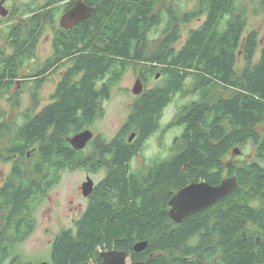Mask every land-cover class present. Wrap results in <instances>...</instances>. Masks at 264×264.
<instances>
[{
	"label": "trees",
	"instance_id": "16d2710c",
	"mask_svg": "<svg viewBox=\"0 0 264 264\" xmlns=\"http://www.w3.org/2000/svg\"><path fill=\"white\" fill-rule=\"evenodd\" d=\"M75 1L30 2L16 10L22 22L7 26L5 34L12 52L0 48V99L20 78V69L35 59L45 26L54 25ZM160 1L82 0L94 13L69 31L54 28L53 54L32 75L31 107L9 132L8 149L24 158L35 146L28 162L44 167L36 171L38 177L48 173L47 167L55 176L79 166L81 152L67 138L87 130L102 114V103L133 64H144L142 85L161 77L159 86L136 98L110 141L98 138L100 149L115 151L111 166L119 168L100 183L75 231L57 235L50 264H102L99 254L104 250L124 252L132 263L264 264V135L258 133L264 124V45L259 46L257 32L245 33V0H196L193 10L175 7L155 14ZM258 9L264 10V0H258ZM201 17L202 24L175 51L180 25ZM151 32L161 40L148 45ZM238 55L241 69L236 68ZM65 61L71 65L50 103L32 113L39 106L44 79ZM187 97L170 126L180 129L171 147L175 153L152 160L147 174L128 173L121 164L159 130L165 109ZM131 132L136 139L126 145ZM247 146L252 147L251 157L226 160L233 148ZM228 177H236L238 188L227 197L180 224L169 218L168 202L179 190L200 182L218 186ZM38 181L34 190L20 182L12 195L0 194V213L5 215L0 218V245L5 253L33 230L31 214L48 189ZM13 214L21 221L9 218ZM142 242L146 249L135 253L134 246Z\"/></svg>",
	"mask_w": 264,
	"mask_h": 264
},
{
	"label": "rangeland",
	"instance_id": "374dc122",
	"mask_svg": "<svg viewBox=\"0 0 264 264\" xmlns=\"http://www.w3.org/2000/svg\"><path fill=\"white\" fill-rule=\"evenodd\" d=\"M30 2L41 6L45 0H0V48L5 49L9 54L12 52V49L5 41L7 26L22 22V17L19 11L17 12L16 10L21 8L22 4ZM196 5V0H163L161 10L174 11L175 7H178L182 12H186L196 8ZM243 5L246 8L247 15V29L245 33L247 34L249 31L257 32L259 46L261 47L264 45V10L259 11L258 0H245ZM254 12H257V14L255 15ZM2 14L5 15L2 16ZM60 16L56 17L54 25L45 26L36 47L35 59L20 69V78L8 94L0 99V112L4 118V127L0 129V187L9 176L11 165L22 159L20 156L14 159L13 154L9 153V133L5 130V127L11 123H22V114L31 107V91L35 86V78L32 75L53 54L52 38L54 28L59 27ZM203 20L204 18L201 17L188 24L180 25V38L173 45L176 51L184 44L189 31L198 28ZM158 36L159 33L151 32L148 38L151 41L158 42L160 40ZM70 65L69 61H65L56 71L44 79L38 92L39 106L32 113H37L50 103V95L53 93L60 77ZM243 65L244 63L240 55H238L236 68L241 69ZM141 66V64H133L121 77L119 83L112 87L109 99L102 103V114L98 115L88 128L94 134V137L99 136L106 141H110L124 125L130 114V105L136 99V95L132 93V90L139 77L138 70ZM160 84L161 77L158 74L157 78L155 76L148 81L147 86L152 88ZM188 100L189 97L183 100L175 99L165 109L157 134L133 158V168H141L142 163L149 160L151 156H164L163 149L171 147L173 139L180 134L178 127H170L171 123L176 117L178 107L186 104ZM258 133L264 135V124L259 126ZM91 148L92 146L88 148V152L85 151V154H88ZM235 149H238L241 154L238 156L233 155L231 151L226 159L228 162L232 163L237 158L251 157V146H247L245 149L242 147H236ZM83 181L84 173L80 171L62 175L59 185L48 192L46 197L36 206L33 214L35 229L23 241L14 244L13 255H19L25 262L31 261L34 264L50 261L53 241L61 230L72 229L74 221L79 217L76 209L79 204L83 205L84 201L79 196L78 189Z\"/></svg>",
	"mask_w": 264,
	"mask_h": 264
},
{
	"label": "flooded vegetation",
	"instance_id": "af4514ba",
	"mask_svg": "<svg viewBox=\"0 0 264 264\" xmlns=\"http://www.w3.org/2000/svg\"><path fill=\"white\" fill-rule=\"evenodd\" d=\"M75 2H74V4H75ZM159 3L160 4L155 9V12H154L155 14H157L159 11H161V5L163 3V0H161ZM74 4H73V6H74ZM73 6H71L69 9H71ZM69 9H67L65 12H67ZM93 13H94V11H93ZM63 14H61V16ZM91 15H90V17H91ZM66 31H69V30H66ZM159 39L161 40V38H159ZM146 40H147L148 45H153L154 42H156V41H151L150 38H147ZM140 64L142 66L138 70V76H140L139 73L142 71V68L144 66L143 63H140ZM138 79H139V77H138ZM153 88H155V87L149 88L147 86V84L143 83L142 91H141V93L139 95H136V98L142 96L146 91H149V90H151ZM135 101H136V99L130 105V113L132 111V108H133V105H134ZM162 118H163V116H162ZM162 118L159 121L160 125H161ZM3 119H4L3 116H1L0 117V125H2V126L0 127V129L4 127L3 126V124H4L3 123ZM16 124H21V123H16ZM12 127H14V123L8 124L5 127V130L8 131V133H9V132L12 131ZM157 132H158V130L156 132L154 131L150 135H148L140 143V147H139L138 151L136 152V154H134V155L131 154V156L129 157L128 162H126V163L124 162V163L121 164V167H126V170H127L128 173H130L132 171H136V172H143V174H145V173L147 174L148 170L151 168L150 163H151L152 160H158L159 161L160 159L168 158L173 153H175V150L173 148H171V147H172V145L175 144V142H176L175 138L176 137L171 142L172 143L171 147H168L167 149H163V151L165 153L164 156H161V155L151 156V158H149V160H147V161L142 163L141 168H133V165H132L133 158L137 154H139L141 152L143 147L145 145H147V143L157 134ZM131 134H134V136H133L131 141L127 140L126 145H132L133 141L136 139V133L135 132H131L130 135ZM98 138H99V136L94 137V134H93L92 139L86 144V147H84L82 150H77L78 152H81V154H80V162H79V166L77 168H74L72 170H70V169L60 170L58 172V174H56L55 176L52 173L51 167H47L46 170H47L48 173L43 174V175H39V177H38L36 171L39 170V169H42L44 167H42V166L37 167V165L29 163L32 160L31 154H32L33 151H35L36 147L34 146V147L30 148L29 150H26L25 155H24L25 157L22 158V160L20 161L21 164H17L15 162V163H13L11 165L9 176L4 180L2 186L0 187V194L1 193H3V194L7 193L8 194L10 192V194L12 195L13 194L12 188L16 187V186H19L20 182H24V183L28 184V186H30L31 189L34 190L35 186L37 185V179H39L38 183L40 185H42V186L43 185H47L48 186V189L44 192V195H43V198H44V197H46L48 192H50L52 189H54L55 187H57L59 185L63 174L72 173V172H78V171L84 173V181L82 182L81 186L78 189V194L82 198V200L84 201L83 205L79 204L77 209H76L77 215H79V217L77 218V220L74 221V226H73L72 229H63V230L60 231V232H62V231H65V230H71L72 232H74L75 229H76V227H75L76 222L79 221L87 213V211H88V209H89V207H90V205L92 204V201H93L92 197L95 195L100 183L104 179H106L108 174H110L113 171L116 172L117 168H119V166L118 167H115V166L112 167L111 166L112 158L114 157L115 151L113 149H100L102 143L100 142V140ZM90 146H92V148L89 150V153L85 154V151L88 152V148ZM18 156H19V153H14L13 154V158L14 159L17 158ZM55 177L58 178L57 179L58 181L54 185V184H52V182H53V178H55ZM41 179H44V182L41 181ZM88 179H90L92 181L93 187H92L91 193L89 195H87V196H84V193H83V190H82V185ZM10 184L12 186H10ZM28 194H29V197H31L33 193L29 192ZM35 209H36V207H35ZM34 210H33L32 214H31V218H32V220L34 222V227H33V230L31 231V233L29 235H31L32 232L35 229V221L33 219ZM3 216H5V215L0 213V218H2ZM9 218H13L15 221H19V222L21 221L20 219H22L21 216H18L16 214H13L11 216L9 215ZM15 230L16 229H14L13 232L11 231L10 233L14 234ZM17 231L21 232L22 230L17 229ZM2 233H4V232L1 231V229H0V234H2ZM2 248L3 247L0 245V264H34L31 261H26L25 262L24 259L21 256H19V255H13L14 245L11 246L10 251L8 253H5L3 250H1ZM104 251H110V250H104ZM46 263L50 264V262H46ZM127 263L128 264L132 263V261L130 260L129 257L127 258Z\"/></svg>",
	"mask_w": 264,
	"mask_h": 264
},
{
	"label": "water",
	"instance_id": "95a60500",
	"mask_svg": "<svg viewBox=\"0 0 264 264\" xmlns=\"http://www.w3.org/2000/svg\"><path fill=\"white\" fill-rule=\"evenodd\" d=\"M94 9L87 7L81 0H77L74 6L65 12L59 19V27L63 30H70L80 22L85 21L93 13ZM5 14H2L4 16ZM158 75L156 76V78ZM142 82L137 79L132 93L139 95L142 91ZM134 134H131L129 141L132 140ZM93 134L89 130H85L73 137L67 138V142L75 150H82L86 144L92 139ZM233 155H240L238 149L232 150ZM93 183L88 179L83 185L82 190L84 196L91 193ZM238 188L236 177H228L221 181L218 186H210L205 182L193 183L174 194L168 202L169 218L176 224H180L188 216L197 214L205 209L211 207L218 201L227 197L231 192ZM147 247L146 242L138 243L134 246L135 253H141ZM102 264H128L127 255L124 252L116 250L102 251L99 254ZM47 264V263H41ZM89 264V263H85ZM129 264H145L144 262H135Z\"/></svg>",
	"mask_w": 264,
	"mask_h": 264
}]
</instances>
